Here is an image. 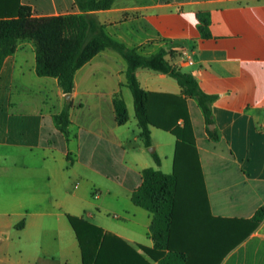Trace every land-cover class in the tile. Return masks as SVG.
<instances>
[{
    "label": "crops",
    "instance_id": "1",
    "mask_svg": "<svg viewBox=\"0 0 264 264\" xmlns=\"http://www.w3.org/2000/svg\"><path fill=\"white\" fill-rule=\"evenodd\" d=\"M20 3L37 17L83 13L75 0ZM93 13L110 37L142 55L167 51L171 64L216 97L217 141L188 99L211 213L251 219L264 207V0H114ZM36 62L34 44L22 41L0 71V264H82L69 216L153 249V215L133 193L145 170L173 173L175 135L153 126V151L146 148L126 86L128 64L107 49L75 75L67 138L55 116L69 101L56 78L36 74ZM137 78L148 92L183 94L161 72L140 68ZM117 95L127 107L123 125ZM221 264H264V220Z\"/></svg>",
    "mask_w": 264,
    "mask_h": 264
},
{
    "label": "trees",
    "instance_id": "2",
    "mask_svg": "<svg viewBox=\"0 0 264 264\" xmlns=\"http://www.w3.org/2000/svg\"><path fill=\"white\" fill-rule=\"evenodd\" d=\"M82 14L37 17L33 8L20 0H0V71L20 42L35 46L36 74L56 78L65 95L75 89V75L95 56L107 49L120 54L128 64L126 86L130 89L136 119L146 148H152L151 127L176 137L174 170L147 169L143 183L133 193V202L153 215V249L132 245L82 218L69 216L81 249L82 264H221L224 257L250 236L264 220V207L248 220H228L212 216L196 137L188 109V99L200 106L206 132L212 140L220 135L214 129L212 106L216 97L202 91L191 72L171 64L167 51L144 56L105 32L96 15L112 8L114 0H75ZM207 35L205 28H202ZM140 68L174 78L183 90L181 96L148 92L137 78ZM120 125L128 121L127 107L120 95L114 99ZM72 108L70 100L55 116L60 131L69 138ZM157 165L161 159L153 153Z\"/></svg>",
    "mask_w": 264,
    "mask_h": 264
},
{
    "label": "water",
    "instance_id": "3",
    "mask_svg": "<svg viewBox=\"0 0 264 264\" xmlns=\"http://www.w3.org/2000/svg\"><path fill=\"white\" fill-rule=\"evenodd\" d=\"M66 99H67L68 101H70V100H71V95H66ZM150 150L153 151L152 148H151Z\"/></svg>",
    "mask_w": 264,
    "mask_h": 264
},
{
    "label": "built area",
    "instance_id": "4",
    "mask_svg": "<svg viewBox=\"0 0 264 264\" xmlns=\"http://www.w3.org/2000/svg\"><path fill=\"white\" fill-rule=\"evenodd\" d=\"M186 63H188V65H192L193 64V62H192V60H187V61H185Z\"/></svg>",
    "mask_w": 264,
    "mask_h": 264
}]
</instances>
